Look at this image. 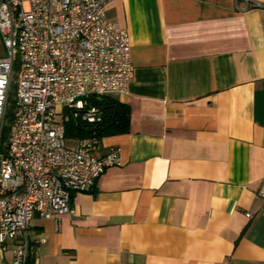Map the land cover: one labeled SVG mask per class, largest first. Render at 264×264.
I'll list each match as a JSON object with an SVG mask.
<instances>
[{"label": "crops", "instance_id": "1", "mask_svg": "<svg viewBox=\"0 0 264 264\" xmlns=\"http://www.w3.org/2000/svg\"><path fill=\"white\" fill-rule=\"evenodd\" d=\"M106 16L130 39L133 76L108 93L129 129L91 152L118 146L120 164L70 213H33L30 264H264V0H110Z\"/></svg>", "mask_w": 264, "mask_h": 264}, {"label": "built area", "instance_id": "2", "mask_svg": "<svg viewBox=\"0 0 264 264\" xmlns=\"http://www.w3.org/2000/svg\"><path fill=\"white\" fill-rule=\"evenodd\" d=\"M110 0H0V249L26 264L34 212H71V196L89 190L120 148L97 156L93 138L68 145L63 108L82 109L89 94L123 93L133 76L128 32L106 16ZM18 64L8 138L2 144L13 70ZM82 118L98 119L94 107ZM257 194L264 212V177Z\"/></svg>", "mask_w": 264, "mask_h": 264}, {"label": "trees", "instance_id": "3", "mask_svg": "<svg viewBox=\"0 0 264 264\" xmlns=\"http://www.w3.org/2000/svg\"><path fill=\"white\" fill-rule=\"evenodd\" d=\"M85 104L78 111L64 107L63 124L65 137L69 140L76 138H93L98 144L101 137L127 132L129 129V107L109 94H89L83 97ZM94 107L98 119L88 121L82 118L86 109ZM29 259V257H28ZM26 264H30V260Z\"/></svg>", "mask_w": 264, "mask_h": 264}, {"label": "rangeland", "instance_id": "4", "mask_svg": "<svg viewBox=\"0 0 264 264\" xmlns=\"http://www.w3.org/2000/svg\"><path fill=\"white\" fill-rule=\"evenodd\" d=\"M2 54H3V47H2V44L0 43V55ZM17 72H18V64H16L14 67L13 77L11 80L10 90L8 94L5 117L3 121L2 133H1L2 144L7 141L9 128L11 125L12 112H13V107H14V102H15ZM72 143H73V140H68L67 142L68 145H72Z\"/></svg>", "mask_w": 264, "mask_h": 264}]
</instances>
